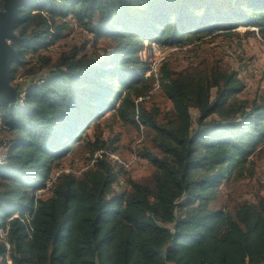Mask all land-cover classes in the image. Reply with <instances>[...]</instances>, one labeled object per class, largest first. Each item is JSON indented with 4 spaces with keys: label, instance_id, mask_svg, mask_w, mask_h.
Returning <instances> with one entry per match:
<instances>
[{
    "label": "trees",
    "instance_id": "obj_1",
    "mask_svg": "<svg viewBox=\"0 0 264 264\" xmlns=\"http://www.w3.org/2000/svg\"><path fill=\"white\" fill-rule=\"evenodd\" d=\"M74 25L92 35L87 44H107L103 53L76 49L48 67L44 54ZM242 25L264 36V0L24 1L11 40L21 94L0 101V264H264V198L213 207L219 185L264 143V95L240 97V72L217 61L156 72L140 56L146 43L185 46ZM32 52L39 69L28 68ZM158 88L175 107L167 121L138 102ZM110 111L152 132L139 153L154 185L128 179L117 190L118 140L101 120ZM80 139L91 167L62 171Z\"/></svg>",
    "mask_w": 264,
    "mask_h": 264
},
{
    "label": "rangeland",
    "instance_id": "obj_2",
    "mask_svg": "<svg viewBox=\"0 0 264 264\" xmlns=\"http://www.w3.org/2000/svg\"><path fill=\"white\" fill-rule=\"evenodd\" d=\"M236 32L233 36H208L202 41L195 40L193 44L185 46L165 48L159 44L149 46V43H146L147 45L140 52V56L156 72L164 62L176 71L196 66L203 61L210 64L215 61L220 62L223 67L240 72V76L246 83L245 91L240 94V97L254 99L264 95V36L258 28L253 26L242 25L237 28ZM90 38H92L91 34L74 25L73 31L52 45L46 51L48 54H44L51 57L47 66L54 68L63 55L74 53L76 49L78 57L91 58L94 54H102L103 48L107 44L104 42L94 44L93 41L87 44L86 42ZM36 57L34 52L30 53L27 59L28 68L35 65V68L39 69L43 60ZM47 66L46 69H48ZM26 70V67L20 69L18 77H24L23 74L26 73ZM38 72L39 74L36 75L42 76L44 74L42 70ZM147 75L149 73L145 76ZM138 102L145 106L159 121H167L175 117L173 102L160 88L150 98ZM111 114V111L106 113L101 120L107 118L102 124L104 136L118 140L114 145L116 152L112 154V157L118 160V166L121 169V178L119 183L115 185L117 190H128V179L154 185L155 168L148 159L139 153L145 148H152L150 141L152 132L146 128L138 130L136 127L123 123L117 117L111 116ZM108 123H111L112 128L107 125ZM88 132L92 134L93 127ZM6 135L4 133L1 136L5 138ZM82 142L83 140L80 139L79 144L77 143L78 145H75L69 154L59 160L62 171L73 170L80 174L91 167L93 161L88 159L87 153L81 151ZM247 159L248 162L235 169L228 181L219 185L218 198L213 203L214 208L232 210L244 202L254 203L260 197L264 198V143H261L257 148H251ZM43 191L44 189L38 192Z\"/></svg>",
    "mask_w": 264,
    "mask_h": 264
},
{
    "label": "water",
    "instance_id": "obj_3",
    "mask_svg": "<svg viewBox=\"0 0 264 264\" xmlns=\"http://www.w3.org/2000/svg\"><path fill=\"white\" fill-rule=\"evenodd\" d=\"M26 0H5L0 9V101L16 104L20 90L12 83L13 60L17 51L11 44L16 36V26L20 15V6Z\"/></svg>",
    "mask_w": 264,
    "mask_h": 264
},
{
    "label": "bare ground",
    "instance_id": "obj_4",
    "mask_svg": "<svg viewBox=\"0 0 264 264\" xmlns=\"http://www.w3.org/2000/svg\"><path fill=\"white\" fill-rule=\"evenodd\" d=\"M152 44H157V43L153 42ZM0 154L2 155V159H0V162H2L3 159L5 158V156H4V154H2L1 152H0Z\"/></svg>",
    "mask_w": 264,
    "mask_h": 264
},
{
    "label": "built area",
    "instance_id": "obj_5",
    "mask_svg": "<svg viewBox=\"0 0 264 264\" xmlns=\"http://www.w3.org/2000/svg\"><path fill=\"white\" fill-rule=\"evenodd\" d=\"M160 46V45H159ZM155 48H157L156 46H154ZM0 159H2V155L0 154ZM4 160V159H3Z\"/></svg>",
    "mask_w": 264,
    "mask_h": 264
}]
</instances>
